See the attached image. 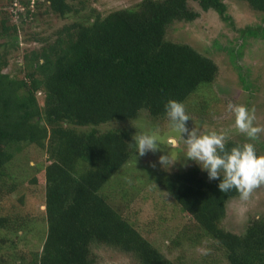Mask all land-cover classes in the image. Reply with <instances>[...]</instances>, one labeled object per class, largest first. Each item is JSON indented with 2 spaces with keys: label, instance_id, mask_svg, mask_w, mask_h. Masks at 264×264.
Returning a JSON list of instances; mask_svg holds the SVG:
<instances>
[{
  "label": "trees",
  "instance_id": "obj_1",
  "mask_svg": "<svg viewBox=\"0 0 264 264\" xmlns=\"http://www.w3.org/2000/svg\"><path fill=\"white\" fill-rule=\"evenodd\" d=\"M193 1L231 22L224 0ZM245 1L264 12V0ZM0 6V201L19 191V204H0V229L20 239L31 218L23 210L26 192L45 186L43 241L22 246L2 234L0 247L8 245L0 264H98V245L130 253L139 264H178L101 190L134 157V130L126 122L143 109L161 119L168 99L184 103L200 84L216 79L213 58L167 39L172 23L194 20L199 12L189 0H138L105 9L92 0H7ZM45 14L67 20L55 36L30 29ZM250 35L264 38V22L241 29V37ZM109 123L116 125L103 128ZM225 140L227 147L244 143ZM25 144L44 150L48 161L20 189L5 176ZM159 183L228 264H264V216L250 219L242 233L224 225L229 200L240 195L235 188L222 192L197 163L170 171Z\"/></svg>",
  "mask_w": 264,
  "mask_h": 264
},
{
  "label": "rangeland",
  "instance_id": "obj_2",
  "mask_svg": "<svg viewBox=\"0 0 264 264\" xmlns=\"http://www.w3.org/2000/svg\"><path fill=\"white\" fill-rule=\"evenodd\" d=\"M92 1L98 8L101 5L104 7L101 9H105L130 5L138 0ZM224 1L227 6L226 16L231 17V22L220 17L215 10L204 11L196 1L189 0L190 8L198 11L199 16L190 21H175L167 29V39L192 44L213 58L219 69L214 81L200 84L184 102L185 111L190 117L186 125L189 129L195 127L202 133L223 132L225 139L251 142L257 145L261 155L264 154V131L258 134L257 139L250 140L235 127V114L227 109V105L229 101L246 105L254 110V124L264 126V38L252 35L241 37V29L247 24L264 22V12L254 10L245 0ZM6 2L7 0H0L2 5ZM14 10L17 12L18 8ZM47 15L41 16L43 19L40 25L31 26L30 29L55 36V30L67 20ZM12 65L6 70H11ZM167 119V116L154 119L143 109L136 119L126 122L134 130V135H139L142 131H154L160 137L161 145L156 151H148L144 155H139L133 148L134 157L112 176L102 187L101 193L157 249L178 264H228L223 252L211 243L212 239L160 186L159 179L165 174L196 163L186 159L187 145L184 138L170 127ZM115 125L109 123L102 126L106 128ZM169 135H176L179 140L175 148L170 149L165 145ZM18 153L13 158V165L9 166L10 172L5 179L18 182L19 188L24 189L22 185L43 169L48 160L44 150L31 144H25ZM168 153L173 165H165V169L160 164L159 157ZM44 187V184L32 185L26 192L23 210L31 216L28 231L19 239L13 232L0 229V237L2 234L9 235L22 246L28 243L38 247L41 244L45 234V217L42 213ZM18 196V190L12 195L8 193L0 204H19ZM263 216L264 183L255 187L247 199H242L239 195L229 200L224 225L232 231L242 233L250 219ZM7 245L8 243L2 245L0 251H5ZM95 252L98 264H139L135 256L110 246L98 245Z\"/></svg>",
  "mask_w": 264,
  "mask_h": 264
},
{
  "label": "clouds",
  "instance_id": "obj_3",
  "mask_svg": "<svg viewBox=\"0 0 264 264\" xmlns=\"http://www.w3.org/2000/svg\"><path fill=\"white\" fill-rule=\"evenodd\" d=\"M227 109L235 114V127L250 140L257 139L258 134L264 131V126L254 124V110L246 105L229 101ZM164 110L170 127L184 138L187 145L186 159L195 161L205 170L209 180H218V188L222 192L235 188L242 199H247L255 187L264 183V154L258 155L253 143L244 142L227 147L223 132L202 133L195 127L189 129L186 122L190 117L185 111V105L176 99H168ZM133 140L139 155L156 151L161 145L160 137L152 130L134 135ZM178 143L176 135H169L165 141L170 149ZM159 162L165 169V165H173L169 153L161 155Z\"/></svg>",
  "mask_w": 264,
  "mask_h": 264
}]
</instances>
